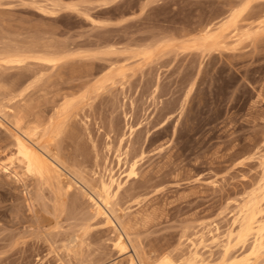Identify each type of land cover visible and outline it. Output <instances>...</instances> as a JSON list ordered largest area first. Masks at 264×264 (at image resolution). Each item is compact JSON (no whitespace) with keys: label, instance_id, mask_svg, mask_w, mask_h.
Segmentation results:
<instances>
[{"label":"rangeland","instance_id":"1","mask_svg":"<svg viewBox=\"0 0 264 264\" xmlns=\"http://www.w3.org/2000/svg\"><path fill=\"white\" fill-rule=\"evenodd\" d=\"M247 1L223 43L197 41L204 25ZM27 45L66 56L14 100L4 88L39 63L0 61V108L11 113L21 103L49 115L63 92L75 93L64 131L49 145L67 167L64 179L76 180L65 188L26 172L0 126V264H132L130 255L136 264L162 255L184 264L195 249L205 263L222 264L230 244L239 264H264V254L252 253L254 237L229 241L241 205L263 181L264 0H0V50ZM110 65L127 73L93 91ZM111 173L123 182L113 200L122 222L112 217L127 252L84 194L101 191Z\"/></svg>","mask_w":264,"mask_h":264},{"label":"bare ground","instance_id":"2","mask_svg":"<svg viewBox=\"0 0 264 264\" xmlns=\"http://www.w3.org/2000/svg\"><path fill=\"white\" fill-rule=\"evenodd\" d=\"M65 5H67V4H65ZM248 7H249V1H247L243 7L238 8V9L233 8L228 13V11L230 10L229 9L227 11L228 14L226 13L227 15H224L225 17L222 20L220 18V21H218V22H216V20H214V23H211V24L208 23V24H206V26L204 25L203 33L201 36H199L197 38V41L199 43H201L202 45L208 44V45H210V47H213L215 45L223 43L225 41L224 38L227 36V30L231 26H233L235 29L239 28L238 27L239 16ZM58 9H60V8H58ZM242 17L245 18L244 16H242ZM261 22H260V24H261ZM195 40H196V38H195ZM37 43L38 42H36V44ZM31 46H33V43ZM1 47L3 50H0V61L6 62L8 64L9 63L20 64V63H24V62L25 63L27 62V64H28V61H29L28 59L32 58V59H34V60L36 59L38 61L39 68L41 69V70L35 69L34 71H32L30 73L28 72L29 74H27L25 76H21V77L18 76V78H16L15 80H13V81L11 80V83L10 84L8 83L9 84L8 86H6L5 88L3 87L4 90L2 92L8 98L10 97V96H8V94L11 95L10 100L13 99V97L15 99V96L24 97L25 95L28 94L27 92L29 90L31 91V89L32 90H34L35 88L37 89V87L40 85V83L45 79L42 69L43 68L46 69L47 67L49 69H51L50 67H52V68L55 67L66 56V50L60 49V48L52 50V49L45 48V47L38 48L39 46L36 48L35 47L30 48L27 45L26 46L27 48H24V49H21V48L14 49V48H16V45H15V47L13 48L14 50H12V49H9V47L8 48H6L4 46H1ZM202 47H204V46H202ZM217 47H219V46H217ZM11 48H12V46H11ZM152 52H153V50H152ZM145 53H147V52H145ZM33 62L34 61H32V63ZM25 63H24V66H25ZM2 64L4 65L5 63H2ZM18 64H16V65H18ZM48 64H50V65L48 66ZM22 65H21V67H22ZM30 66H32V65H30ZM10 68H12V67H10ZM89 70H90V68H89ZM126 73L127 72L126 71L124 72L123 68H119L118 66L117 67L111 66V68L107 72H104L103 75L100 74L98 76L99 78L96 77L97 75H95L94 79L95 78H97V79H96L94 85L92 84L93 87L92 86L91 87L93 88V91H95V89L99 90V88L105 87L108 80H114L116 75H123L124 76ZM92 74H95V73H91V75ZM45 75H47V74L45 73ZM49 79H50V77H49ZM47 80H48V78H47ZM57 83H58V81H57ZM86 83H88V80L81 82L80 85H84ZM86 85H88V84H86ZM108 85H109V83L106 85V87ZM0 87H1V85H0ZM73 89H74V87H73ZM76 89H79V88H76ZM68 90H70V89L68 88ZM17 91H18V93H16ZM90 91H91L90 87L86 88V93L84 92L85 94H82V95L80 94V95L82 96V98H84L85 95ZM3 93H1V94H3ZM69 93H72V92L66 91V92L62 93V98L64 100H62V102L60 101V105L58 104V106H60L59 109L54 110L53 113L49 114V115H47L46 113L44 114V113H41L39 111H35L34 109H33L34 111L33 110L31 111V110H29L30 108L26 110L24 107V104H23V106H21L20 102H19L20 104L18 105L20 107V109H19V107L13 108L14 111L11 113H9L10 111L7 112L6 110H3L2 108H0V126H4V129L9 133V136H8L9 140H6L7 141L6 145L7 146L10 145V147H12V149L14 147L13 151H11L14 153L13 156H15L13 159L14 160L17 159L18 164H20L22 167H25L24 169H26V172H29L33 176L37 177L41 182L49 183V181H50V183H51L52 180H56L59 184H61L65 188H70L76 179L74 180L73 176L72 177L69 176L67 179L65 177V179H64V172L65 171L63 172V169H65V168L67 169V167L64 164V161L59 158L58 154H56L57 152L52 151V149H51L52 147L50 148L49 143H51L52 140L54 141L55 137H58V135L60 136V133L64 131L63 129L65 127H63V126L65 125V123H67L66 122L67 121L66 117L68 116L67 114L71 110L70 108L75 104L74 102H75L77 96H72ZM45 94H47V92ZM72 94H75V93H72ZM28 96H30V93ZM8 98H6V99H8ZM55 98H54V100H55ZM4 99H5V97H4ZM17 100L19 101L21 99H17ZM22 100H23V98H22ZM15 102L16 101H14V103ZM26 104H27V101H26ZM28 104H31V103H28ZM32 105H30V106H32ZM37 106H39V105L37 104ZM21 107H23L24 109ZM181 108H183V107H181ZM41 111H42V109H41ZM55 111H56V113L54 114ZM65 114L67 116H65ZM2 117L6 118V120L8 118V121H9V117H11V119H10L11 125L5 124L2 120ZM1 141H4V140L2 139ZM55 141L57 142V140H55ZM51 144H53V142ZM10 156H12V155H10ZM10 158H12V157H10ZM14 160H12V161H14ZM126 162H127V160H126ZM65 163H66V161H65ZM70 167H72V166H70ZM262 167H263V169H262L261 181L262 180L263 181L259 184L260 185L259 186L260 192H256L255 190L252 191L249 198L246 199L245 202L241 205L239 212H238L239 214L237 217V220H239V232L237 234H233L232 232L229 234V241H231L232 238H237L238 242L242 243V244H245L249 240L250 237H254V241H252V243H253L252 253L255 255L256 258H261L260 257L261 254L262 255L264 254V199H263L264 198V195H263L264 194V161H263ZM15 168H17V167H15ZM15 168L13 169L7 163H4V165L2 166V169H8L9 172H12V171L16 172L17 170ZM129 169L130 170L128 172V175H131L136 171V160H133L130 163ZM71 170L72 169L68 168V171L71 172ZM16 173H18V172H16ZM81 178L82 177H80V179ZM57 182L54 181V183H56V185H57ZM122 183L123 182L119 176H116L114 173H111V174H109L107 179H105V178L100 179L99 187H100L101 191L95 189L92 185H90L92 187H90L91 190H89V191H86V189L84 188L85 189L84 194L87 196L88 200L90 201V203L93 207V214L96 216H101L105 220V222L109 223L115 229H118V227H117V224L114 222V219L112 217V215L116 216L115 215L116 213L113 211V200H114L115 195L117 194V191L122 186ZM64 187H63V189H65ZM81 188H82V186H81ZM63 204H64V202H63ZM63 204L61 206L65 207L66 203L64 205ZM117 216H116V218L118 220H120V218H118ZM259 221H261V222H259ZM119 222H122V221L120 220ZM257 222H259V223L256 225ZM81 224H82V222H81ZM122 225H123V223H122ZM122 225H121V227H122ZM127 227H128L127 225H126V227H125V225H123V232L125 234H128V237H129L130 234L127 233V230L129 232V229H126ZM120 230H121V228H120ZM120 230L118 229V233L114 239V246L117 247L119 249V251H121V252H127L128 246L123 239L122 230L121 231ZM126 237H127V235H126ZM130 240H132V239H130ZM232 250H233V246L231 244L229 245V247L228 246L225 247V258H224L222 264H239L240 261L237 258L238 257L237 253L235 251H232ZM128 254H130V253H128ZM160 257L155 262H152V261L146 262L145 261L142 264H178L177 260L172 258L171 256H163L162 255V257L161 258ZM130 259L132 261V264L133 263L136 264L135 263L136 261L134 262V258L132 257V255H130ZM139 259H140V257H139ZM140 261L142 262V259H140ZM184 264H208V263H205V258H203L201 256L199 250L195 249L193 251L192 255L190 256V258H188Z\"/></svg>","mask_w":264,"mask_h":264}]
</instances>
